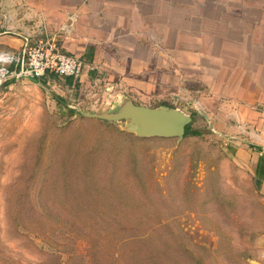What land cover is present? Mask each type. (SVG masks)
<instances>
[{"label":"rangeland","instance_id":"rangeland-1","mask_svg":"<svg viewBox=\"0 0 264 264\" xmlns=\"http://www.w3.org/2000/svg\"><path fill=\"white\" fill-rule=\"evenodd\" d=\"M107 1L0 0V39L53 43L86 63L72 83L0 86V264H264V195L199 113L191 56L177 73L169 58L168 75L97 66L119 53ZM125 97L180 108L202 135L141 138L81 113L114 112Z\"/></svg>","mask_w":264,"mask_h":264},{"label":"crops","instance_id":"crops-1","mask_svg":"<svg viewBox=\"0 0 264 264\" xmlns=\"http://www.w3.org/2000/svg\"><path fill=\"white\" fill-rule=\"evenodd\" d=\"M111 1L113 10L119 11L114 22L118 37L111 44L113 51L119 53L109 58L108 54H98L95 61L101 65L97 66L116 75H168L169 58H173L172 67L177 73V59L190 55L187 76L193 77V90L203 95L198 104L206 109V114L199 113L209 121L215 136L227 140L234 161L252 174L264 195V0ZM81 26L77 28L80 30ZM185 40L195 43L191 50H186L190 52H184L179 44ZM168 41L174 42V46L162 50ZM204 41L210 43L208 48ZM23 42L0 39V52L19 51ZM142 45L147 49L141 54ZM102 57L108 59L104 62ZM182 73L186 71L183 69ZM125 79L138 91L135 78ZM163 105L185 113L166 103L151 108Z\"/></svg>","mask_w":264,"mask_h":264},{"label":"built area","instance_id":"built-area-1","mask_svg":"<svg viewBox=\"0 0 264 264\" xmlns=\"http://www.w3.org/2000/svg\"><path fill=\"white\" fill-rule=\"evenodd\" d=\"M19 51L0 52V86L9 79L56 75L80 79L86 68L83 59L58 51L53 43L32 46L28 40Z\"/></svg>","mask_w":264,"mask_h":264},{"label":"water","instance_id":"water-1","mask_svg":"<svg viewBox=\"0 0 264 264\" xmlns=\"http://www.w3.org/2000/svg\"><path fill=\"white\" fill-rule=\"evenodd\" d=\"M35 83L38 79L28 77ZM82 115L105 122L125 123V130L141 138H177L186 137L187 127L193 123L191 115L169 106L151 108L135 104L125 99L119 108L111 113H85Z\"/></svg>","mask_w":264,"mask_h":264},{"label":"trees","instance_id":"trees-1","mask_svg":"<svg viewBox=\"0 0 264 264\" xmlns=\"http://www.w3.org/2000/svg\"><path fill=\"white\" fill-rule=\"evenodd\" d=\"M50 76H56V75H50ZM47 77H49V76H47ZM47 77H44V78H40V79H38L39 80V82L41 83V84H44V83H46L47 82V79H45V78H47ZM68 82L69 83H72V78L70 79V78H68ZM188 135H194V136H200V135H202L200 132H198V131H194V130H192L191 129V126H189V127H187V131H186V136H188Z\"/></svg>","mask_w":264,"mask_h":264}]
</instances>
